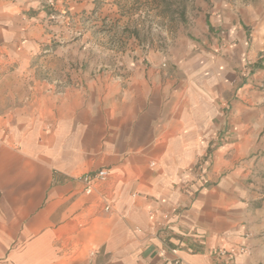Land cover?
I'll return each instance as SVG.
<instances>
[{"label":"crops","instance_id":"crops-1","mask_svg":"<svg viewBox=\"0 0 264 264\" xmlns=\"http://www.w3.org/2000/svg\"><path fill=\"white\" fill-rule=\"evenodd\" d=\"M90 1L56 10L75 15ZM223 4L201 2L195 39L178 49L129 41L107 70L91 64L56 86L20 71L49 36L47 0H0V66H17L0 72V264H170L165 246L181 264H222L215 251L239 245L251 254L237 264H263L264 196L242 182L252 140L241 130L253 122L241 109L257 103L264 22L250 42ZM102 168L108 212L77 180Z\"/></svg>","mask_w":264,"mask_h":264},{"label":"rangeland","instance_id":"rangeland-1","mask_svg":"<svg viewBox=\"0 0 264 264\" xmlns=\"http://www.w3.org/2000/svg\"><path fill=\"white\" fill-rule=\"evenodd\" d=\"M201 2L209 7L208 10L220 3H224L223 8L227 12L233 9L250 42L254 39L253 29L261 25V19L264 22V0H91L87 8L70 16L58 13L57 0H47L50 10L48 22L51 23L49 36L45 38L44 47H40L20 71L33 72V77H30L33 81H55L58 86L59 82L71 81L68 74L72 70L88 71L91 64L98 72L107 70L115 57L133 51L129 41H136L143 52L155 47L178 49L183 38L188 41L195 39L190 33L191 20H196ZM181 8L184 10L182 14ZM64 16L69 24L65 30L58 23ZM76 24H80V29L75 28ZM75 55H81L82 61L75 62ZM262 55L264 52L259 58ZM254 66L257 77L249 84V91L258 93L257 103L244 101L241 109L242 119L253 122V126L248 124L241 130L242 137L245 136L243 140H252V143L244 145L248 152L241 162H247L244 172L249 174L243 177L242 182L253 187L255 183L261 184L260 195L264 196V69L258 62ZM15 69V65L0 66V72ZM59 72H65L66 76L58 78ZM253 107L258 109L257 116ZM207 159L205 157L199 163L207 162Z\"/></svg>","mask_w":264,"mask_h":264},{"label":"built area","instance_id":"built-area-1","mask_svg":"<svg viewBox=\"0 0 264 264\" xmlns=\"http://www.w3.org/2000/svg\"><path fill=\"white\" fill-rule=\"evenodd\" d=\"M202 161V160H201ZM207 162H200L196 166L197 177H202L206 169ZM109 179V172L102 168L92 174H85L78 178V182L82 186V192L86 196H94L99 200L101 209L105 212L111 210V194L105 188ZM110 195V196H109ZM165 244V242H164ZM178 248L176 247H162L158 251V256L164 261H169L170 264H181V259L177 256ZM250 253V248L246 245L232 246L228 248H218L214 255L222 264H237L236 258L238 256H247ZM168 256H171L168 258Z\"/></svg>","mask_w":264,"mask_h":264},{"label":"trees","instance_id":"trees-1","mask_svg":"<svg viewBox=\"0 0 264 264\" xmlns=\"http://www.w3.org/2000/svg\"><path fill=\"white\" fill-rule=\"evenodd\" d=\"M182 13H184L183 8H181V14ZM258 63H259V66L261 67V69H264V55L260 56Z\"/></svg>","mask_w":264,"mask_h":264}]
</instances>
